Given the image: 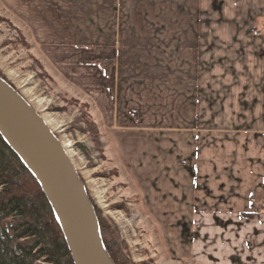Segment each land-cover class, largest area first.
I'll list each match as a JSON object with an SVG mask.
<instances>
[{
	"label": "crops",
	"instance_id": "0c3cea01",
	"mask_svg": "<svg viewBox=\"0 0 264 264\" xmlns=\"http://www.w3.org/2000/svg\"><path fill=\"white\" fill-rule=\"evenodd\" d=\"M0 9L90 98L144 203L190 222L198 264H264V0H0Z\"/></svg>",
	"mask_w": 264,
	"mask_h": 264
},
{
	"label": "rangeland",
	"instance_id": "374dc122",
	"mask_svg": "<svg viewBox=\"0 0 264 264\" xmlns=\"http://www.w3.org/2000/svg\"><path fill=\"white\" fill-rule=\"evenodd\" d=\"M39 52L11 14L0 9V74L63 145L128 264H198L190 254V222L174 219L178 215L168 211L172 205L144 203L114 143L94 120L90 98Z\"/></svg>",
	"mask_w": 264,
	"mask_h": 264
},
{
	"label": "water",
	"instance_id": "95a60500",
	"mask_svg": "<svg viewBox=\"0 0 264 264\" xmlns=\"http://www.w3.org/2000/svg\"><path fill=\"white\" fill-rule=\"evenodd\" d=\"M0 134L41 185L75 264H114L86 187L63 145L23 96L1 78Z\"/></svg>",
	"mask_w": 264,
	"mask_h": 264
},
{
	"label": "trees",
	"instance_id": "16d2710c",
	"mask_svg": "<svg viewBox=\"0 0 264 264\" xmlns=\"http://www.w3.org/2000/svg\"><path fill=\"white\" fill-rule=\"evenodd\" d=\"M102 67L108 76L109 66L102 64ZM0 78L12 86L1 74ZM94 209L102 242L112 262L128 264L115 234L95 206ZM255 216L249 213L243 217L252 220ZM0 264H75L58 217L41 185L1 134Z\"/></svg>",
	"mask_w": 264,
	"mask_h": 264
}]
</instances>
